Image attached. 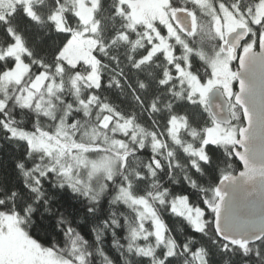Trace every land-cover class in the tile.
Wrapping results in <instances>:
<instances>
[{"label": "trees", "instance_id": "obj_1", "mask_svg": "<svg viewBox=\"0 0 264 264\" xmlns=\"http://www.w3.org/2000/svg\"><path fill=\"white\" fill-rule=\"evenodd\" d=\"M252 2L253 0H209V5L203 7L194 1L197 9L203 12L204 15L194 16L195 23L191 33L188 34V40H186L187 46L193 50L190 58L195 55L209 66L208 60L217 52L216 38L219 36L215 34L213 25L214 12H217L216 5H229L232 11L242 15L241 10L252 4ZM30 6L33 9L32 16L26 12L25 5L21 2L12 1L6 6H0V12L3 13V22L0 23V60H4L5 57L15 60L13 67L7 68V65H5L6 70L0 71V78L4 72L13 69L17 65L16 57L8 53L12 42H10L8 35L4 34L5 27H7L13 40L15 35L20 38L24 50L21 54V62L26 66V73L23 78L19 82L8 85L7 95H1L0 93V113L8 118L7 123L0 119V125L3 126L0 128V194H2L0 195V205L7 204L12 200L11 192H16L17 199H19L26 182L31 185L33 181L37 180L34 173L40 175L52 174L49 179L57 186L66 184L74 189H79L82 197L85 193L87 194L89 203L100 201L107 209L108 204L104 200L107 197L110 212L106 222L101 221L95 224L88 229L87 233L80 232L77 227L78 222H80L79 217H66L65 220L72 225V230L64 233V238L55 252L56 255L77 261L74 254L77 251L81 255V261L78 264H149V261L143 257H153L150 264H162L157 249L161 246L166 248L165 244L158 241L154 236L149 223H146L148 232L143 234L145 229L144 231L139 229L137 210L119 196V187L127 185L129 192L136 197L148 198L152 195L160 197L159 201H153V207L164 224L167 237L174 242V251L171 255H175L179 245L173 237L176 236L179 242H183L191 235V232L181 218L184 217L183 215L174 212L172 209L175 216L170 213L168 204L173 205L175 200L165 192V188L170 189L173 197L187 195L193 203L200 202L199 195L194 193L183 181L185 177L190 181L192 180L189 164L192 166L196 164L195 159L186 161L185 156L196 157L187 150V147H197V144L202 146L208 143L205 141L209 128L198 129L186 117L171 112L169 109L172 118H179L182 121L184 119V124L177 132H171L170 121L172 118L167 121L160 118L164 114L165 108H167L166 94H160L158 99L146 95L143 91L146 82L140 79L134 71L142 64L148 65L159 52L153 54L147 61L137 60L136 57L145 47V42H147L143 40L142 44H139V37L142 34L140 33L141 27L129 28L125 13L121 10L123 7L121 0H97L94 9L97 30L93 36L98 42V46L93 50V54L98 63L99 85L98 87L91 85L85 87L81 84L78 95L83 99L90 96L94 100L90 102V112H93L92 117H95L92 126L99 128L101 134L105 137L110 134L113 138L123 140L126 149L123 150L122 162L112 170L110 177H103L101 181H97L88 187L76 183L69 184L61 172L45 168L49 164L46 154L30 148L25 139L11 133L12 137L16 138L12 139L5 129L9 132H11L10 127H12L27 132L49 133L53 129L54 117H56L57 112L52 117H48L35 104H23L17 98L18 92L45 70L49 75L55 77L56 82L58 81L64 85L63 88L58 90L57 96L65 100V103L72 102L75 106V91L70 83V78L75 74L86 73L90 66L86 64L63 65L61 74H58L56 66L59 63V57L57 61L51 63L46 62L45 59L32 58L35 50L31 34L37 26L47 29L48 22L53 21L50 17L54 12L60 10L66 27L65 29H58L55 25L57 31L68 32L72 36L76 30L81 28V22L76 12V0H34L30 3ZM227 8L229 9V7ZM13 12L18 15L12 16ZM20 12L27 13L34 23L17 24L16 21ZM66 17H72L73 19L70 22ZM262 18H264V14ZM123 35L126 38H123ZM189 41H191V46ZM200 52L204 53V59L200 58ZM40 55L44 56V53ZM164 59L168 64H173L168 61L165 55ZM168 64L161 63L158 67L153 66L152 68L154 76L155 73L160 71L164 73V83L179 79L178 76H172ZM193 64L195 69L203 71V65L199 61L193 60ZM33 65H40L42 70L37 72ZM191 72L196 76L193 71ZM184 86V83H173L167 91L173 92L177 99H182L185 92L189 93L188 87ZM174 89L175 91H173ZM191 96L189 94V97ZM98 105H103L104 109H99ZM201 106L203 107V104ZM186 110L191 113L192 106H187ZM200 110L202 111V109ZM70 111L68 120L75 118L78 125V127L73 128L71 135L78 139L81 128L79 125L84 114L76 107L71 108ZM105 117H109L110 122L103 127L100 122ZM115 121L132 123L135 136L131 137L130 135L111 132L110 128ZM104 149L111 152L110 148L104 147ZM141 149L144 151H141ZM181 153L185 156H182ZM36 161L39 162L35 163ZM32 162L35 167L28 170L19 169L18 163H24L25 167L28 168L31 167ZM235 167L237 170L241 168L239 164ZM162 169L166 170L164 174H161ZM218 179V176L205 178L209 185H214L218 182ZM204 182V180L201 181L202 184ZM97 184H100V186ZM185 200L189 204L187 199ZM0 214L14 215L18 219L20 229L24 232L21 225L28 222V217L21 216L14 205L9 204L8 207H4L0 210ZM191 225L202 232L206 222L204 221L203 228H197L193 223ZM133 231H136L137 235H133ZM208 235L211 236V233L209 232ZM96 237H99V240ZM197 242L200 247L195 252H190L185 247L177 258H171L173 264H211V260L224 264L219 253L215 257H211V253L208 251L209 245L205 241H199L198 234ZM244 246H247V242H244ZM189 257H192V259H189ZM225 260L227 264H232V260L233 264H242V261L235 257H225ZM251 264H259V262L253 259Z\"/></svg>", "mask_w": 264, "mask_h": 264}, {"label": "snow or ice", "instance_id": "obj_2", "mask_svg": "<svg viewBox=\"0 0 264 264\" xmlns=\"http://www.w3.org/2000/svg\"><path fill=\"white\" fill-rule=\"evenodd\" d=\"M259 5H261V0H253L252 4L241 10V14L247 21L246 27H237L227 36L216 38V48L224 61L222 69L214 70L210 68L195 55L190 58L191 71L196 74L203 86L200 92L191 97H189L188 92H185L182 99H177L173 92L167 91L173 83H179L178 78L175 81L164 83V73L162 71L155 73V76L152 74L153 66L158 67L161 63L168 64L164 59L163 51L157 53L148 65L142 64L134 70L138 77L146 82L143 86L146 95L158 99L160 94H166L167 108H165L164 114L161 115V119L167 121L172 118L169 113L170 109L171 112L178 113L190 120L194 127L198 129L214 128L220 133L221 137L226 138V142L222 140L219 143L208 142L204 144L205 159L188 157L181 153L182 156H185L186 161L196 160L195 166L189 164L192 180L190 181L185 177L183 181L194 193L199 195L200 202L193 203L187 195L173 197L168 187L165 188V192L173 200L184 198L187 199L193 209L200 208L203 211L206 226L202 232L198 231L193 228L190 221L181 217L190 229L191 235L183 242H179L178 237H173L179 245L175 255L168 254L167 249L163 246L157 249L162 264H173L171 258H177L185 247L190 252H195L200 247L197 242V234L199 235V241H205L209 245L208 251L211 253V257H215L219 253L224 264H227L225 257H235L241 260L242 264H251L253 259L259 264H264V231L254 230L251 238L247 240V246H244L243 238L229 235L230 231H238L242 225L249 224L242 221L241 213L254 211V205L241 202L238 192H234L231 205L226 206L223 191L226 183L234 184L238 177L247 180L264 177V88H261L256 94H252L248 85L239 76L240 68L250 67L254 79L259 77L264 80V55H258V53H264V18H261L257 23L253 22L256 16V8ZM169 7L178 9L175 18L171 13H168L169 22L185 40H188L193 16H203L204 13L197 9L194 0H169ZM226 7H229V10L232 11L231 6L226 5ZM216 8L217 14L221 15L218 5H216ZM167 11L165 9V12ZM17 15L16 12L12 13L14 17ZM233 15H236L234 11ZM66 18L70 22L73 19L72 17ZM236 18L239 19V16ZM221 20L223 21L222 15ZM2 22L3 13L0 12V23ZM16 22L17 24L34 23L27 13L23 12L19 13ZM155 26L160 36L168 37V28L163 23L158 21ZM182 28L184 29L183 32H181ZM4 34L8 35L10 42H15L12 36L9 35L7 27L4 29ZM133 35L135 34L133 33ZM31 36L35 50L32 58L45 59L46 62L51 63L58 60L60 52L70 38L71 33L57 31L54 21H49L47 29L37 26ZM169 39L175 48V54L177 56L182 55V45L176 44L174 37ZM155 43H158L156 38H153L151 44L145 42V47L136 59L140 60L147 56L152 44ZM189 44L191 46V41H189ZM41 53H44V56H41ZM193 60H197L203 65L202 72L194 68ZM178 63L181 67L184 66L183 61ZM14 64V59L5 57L4 60H0V71L6 70L5 65H7V68H11ZM234 65H237V67L234 68ZM33 67L37 72L42 70L40 65H33ZM168 68L171 70L172 76L176 77L177 68L175 64H168ZM234 85H238V87H234ZM184 87H187V85ZM214 89L220 91L223 103L216 104L214 108L210 109L208 104L202 101L200 97L203 95L206 100L207 94ZM187 106H192L191 113L186 110ZM0 119L7 123L8 118L3 113H0ZM2 127L0 125V128ZM5 131L9 137L16 139L12 137L11 132L7 129ZM201 136L203 138V133ZM24 143L26 144L25 141ZM199 146L197 144V147ZM141 151L144 150L141 149ZM253 159L256 160V163H253ZM18 164L19 169L28 170L35 167L33 162L31 167L28 168L25 167L24 163ZM237 164L241 166L240 170L236 169ZM165 172L166 170L162 169L161 174ZM34 175L37 176V180L33 181L31 185L26 182L20 193V198L17 199L16 192H11L12 200L7 204L0 205V210L10 204L15 206L21 216L28 217V222L21 225L24 229L22 234L23 246L35 256H47L49 250L52 253L57 251L64 238V233L72 230V225L65 220L66 217H79L80 222H78L77 227L80 232L85 233L95 224L107 221L110 215L107 197L104 199L108 204L106 209L100 201L89 203L87 194L85 193L82 197L79 189H74L66 184L57 186L49 179L52 174L40 175L34 173ZM214 176L219 177L218 182L209 185L205 178ZM169 178L171 177L169 176ZM202 180L205 181L203 184L201 183ZM49 181L51 182L49 183ZM258 191L264 193V187L258 188ZM168 208L170 213L175 216V213L171 210V203L168 204ZM169 231L171 230L169 229ZM209 232L211 236L208 235ZM96 239L99 240V237H96ZM17 243L12 242L11 246L14 247ZM143 258L147 259L149 264L153 260V257ZM189 259H192V257H189ZM2 264H15V262L6 260ZM211 264H219V261L211 260Z\"/></svg>", "mask_w": 264, "mask_h": 264}, {"label": "rangeland", "instance_id": "obj_3", "mask_svg": "<svg viewBox=\"0 0 264 264\" xmlns=\"http://www.w3.org/2000/svg\"><path fill=\"white\" fill-rule=\"evenodd\" d=\"M13 2H21L25 5L26 12L29 15H33V9L30 3L34 0H12ZM11 0H0V6H6L12 2ZM97 0H76L77 3V15L81 22V28L76 30L71 38L67 41L65 46L60 52L59 63L56 66L58 74H61L63 65L76 66L79 64L89 65L90 69L86 73L75 74L70 78V83L74 87L75 102L74 106L72 102L65 103L61 97L57 96L58 90L63 88V83L56 82L54 76H51L45 70L37 75L33 81L25 85L23 90H19L18 97L23 104H35L42 113L48 117H54V126L51 132H27L17 128L10 127V131L14 136L25 139L30 148L34 150L42 151L48 156L49 164L45 168L55 169L64 175V179L69 184H78L80 186L88 187L97 181H101L103 177H110L112 170H114L121 162L123 153L126 149V145L120 138H113L110 134L106 137L101 134V130L92 126V122L95 119L93 112L90 108V102L94 100L92 97L83 99L79 97L78 90L80 85L85 87L91 85L98 87L99 76L97 71V60L94 57L93 50L98 46V42L94 38V33L97 30V23L94 20V9ZM199 6L209 5V0H194ZM126 19L128 21L129 28L136 29L141 27L142 33L139 37V44L145 40L148 43H152L153 38L158 40V43L152 44V48L147 56H144L140 61L149 60L153 54L163 51L164 55L169 62L175 64L177 68V76L179 77L180 84L187 85L189 94L194 95L202 89L198 78L191 72V60L190 55L193 53L186 43V40L173 28L172 24L168 20V13H173L178 9L169 7V0H121ZM221 7V6H220ZM165 9L168 11L165 12ZM211 10V9H210ZM223 16L214 12L213 25L214 32L217 36H226L229 32L234 30L238 25L247 26V21L243 15H233V11H230L226 7H221L219 10ZM264 14V0H261V5L256 8V16L253 20L254 23L259 22ZM239 16V19L236 17ZM51 20L55 22L58 29H65L62 13L59 11L54 12ZM163 23L168 28V37H162L156 28L157 22ZM193 25L195 23V17L193 16ZM182 32V31H181ZM175 38L176 44L182 45L183 53L180 56L175 54V48L170 42L169 38ZM123 38H126L123 35ZM14 43L9 47L8 53L15 56L17 59V65L13 69L4 72L0 78V93L1 95H7L8 85L10 83H16L23 78L26 73V66L21 62V54L24 52L20 38L15 35ZM201 59L205 58L203 52L199 53ZM19 61V62H18ZM139 61V62H140ZM183 61V67L178 63ZM210 68L214 70H220L224 67L223 58L220 57L217 50L216 54L208 60ZM16 80V81H14ZM202 101H205V97H200ZM78 108L84 117L80 121L79 138L76 139L71 135V131L74 127H78L75 118L68 120L71 108ZM99 109H104L103 105H98ZM55 115V114H54ZM92 117V118H91ZM110 122L109 117H105L101 122V126H106ZM170 130L172 133H176L177 130L184 124L179 118H172L170 121ZM134 125L132 123H121L115 121L110 131L115 133H121L123 135L135 136L133 130ZM222 140L226 142L225 137H221L220 133L214 129L209 128L207 130V139L205 142L219 143ZM204 145V144H203ZM203 145L200 147H187L192 154L200 159H205V153L203 151ZM105 148H110L111 152H107ZM97 155H104L110 160H116L115 168L112 169L111 165L104 161L91 162L89 165V158ZM100 186V184H97ZM119 196H121L127 203L133 205L137 210L139 217V229H145L143 234H146V223H149L152 229V233L158 239L163 242L167 248V253L171 254L174 251V242L167 237L165 233V227L156 213L153 207V201L160 200L158 195H152L150 197H136L132 195L128 186L119 187ZM172 210L178 214L186 217L197 228H203V211L201 209H193L185 199H177L173 202ZM146 221V222H145ZM149 221V222H147ZM145 222V223H144ZM24 232L20 229L18 219L14 215L0 214V264L6 260H12L15 264H78L81 261V255L75 251V259L77 261L61 258L55 253L49 250V255L37 257L29 249L23 246ZM133 235H137L136 231H133ZM12 242H18L12 247Z\"/></svg>", "mask_w": 264, "mask_h": 264}, {"label": "water", "instance_id": "obj_4", "mask_svg": "<svg viewBox=\"0 0 264 264\" xmlns=\"http://www.w3.org/2000/svg\"><path fill=\"white\" fill-rule=\"evenodd\" d=\"M175 13L176 11L173 13V18H175ZM181 30L184 31L183 28ZM191 31L192 21L189 33ZM258 55H264V53H258ZM239 76L240 79L244 80L248 85L252 94H256L261 88H264V80H261L259 77L254 79L252 77L250 67L240 68ZM205 102L208 104L210 109L214 108L216 104H222L223 98L220 94V91L215 89L212 90L209 94H207ZM253 163H256L255 159H253ZM261 187H264V177H256L253 180H247L246 178L238 177L234 184L226 183L224 185L223 191L225 193L226 206L231 205L234 192H238L241 202L254 205V211L241 213L242 221L249 224L242 225L238 231H230V236L243 238L244 242H247V240L251 238L254 230L264 231V193L258 191V188ZM221 226L223 227L224 225L222 224Z\"/></svg>", "mask_w": 264, "mask_h": 264}, {"label": "clouds", "instance_id": "obj_5", "mask_svg": "<svg viewBox=\"0 0 264 264\" xmlns=\"http://www.w3.org/2000/svg\"><path fill=\"white\" fill-rule=\"evenodd\" d=\"M95 160V161H104L105 163H108L111 165V168L114 169L115 168V165L117 163L116 160H110L109 158H107L106 156L104 155H97L95 157H90L89 158V165H91V162Z\"/></svg>", "mask_w": 264, "mask_h": 264}, {"label": "flooded vegetation", "instance_id": "obj_6", "mask_svg": "<svg viewBox=\"0 0 264 264\" xmlns=\"http://www.w3.org/2000/svg\"><path fill=\"white\" fill-rule=\"evenodd\" d=\"M218 6H219V10L221 9V7L223 6V7H226V6H224L223 4H218ZM221 6V7H220ZM227 8V7H226ZM221 13V12H220ZM262 18V17H261ZM237 27H246L245 25H238ZM237 27H235L234 28V30L237 28ZM233 31V30H232ZM237 67V65H234V68H236ZM234 87H237V85H234Z\"/></svg>", "mask_w": 264, "mask_h": 264}]
</instances>
